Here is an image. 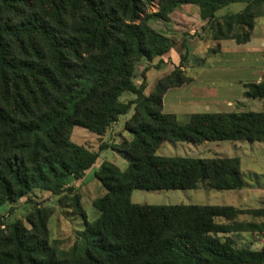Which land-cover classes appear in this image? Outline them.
I'll list each match as a JSON object with an SVG mask.
<instances>
[{"label": "trees", "instance_id": "16d2710c", "mask_svg": "<svg viewBox=\"0 0 264 264\" xmlns=\"http://www.w3.org/2000/svg\"><path fill=\"white\" fill-rule=\"evenodd\" d=\"M234 3L245 6L217 17ZM186 6L198 9L212 53L220 42L248 43L264 18V0H0V209L33 191L48 192L83 220L68 250L49 240V209L35 208L27 226L0 223V264H264V206L131 202L134 190L244 188L239 158L157 156L164 142H264V106L186 114L184 121L164 111L166 92L192 81L185 56L147 95V68L135 84L141 62L174 49L150 22L170 23ZM243 88L244 98L264 100V78ZM124 94L133 99L122 101ZM129 113L123 127L129 137L118 144L93 151L71 141L74 128L103 137ZM107 149L123 154L128 166L101 164L95 178L104 192L92 202L98 216L88 223L68 182L82 180Z\"/></svg>", "mask_w": 264, "mask_h": 264}, {"label": "rangeland", "instance_id": "374dc122", "mask_svg": "<svg viewBox=\"0 0 264 264\" xmlns=\"http://www.w3.org/2000/svg\"><path fill=\"white\" fill-rule=\"evenodd\" d=\"M243 3H234L217 12V17L238 13L244 8ZM183 8V7H182ZM155 9V8H154ZM181 10V9H179ZM177 10V11H179ZM172 16L171 23L150 22L156 30L170 36L174 44L175 57L185 56L184 69L189 77L196 78V82L181 89L168 92L164 111L179 116L184 121L186 114H201L223 112H259L264 106V100H253L241 96L243 91L240 84L250 83L257 80L261 74V59L258 61L254 54H246L257 51L260 46L258 37L263 36L260 29H264V18L258 19L255 26V40L247 45H236L233 42H221V50L216 53L210 52L215 44L211 42L202 30L203 23L199 18L198 9L186 8ZM258 41V43H257ZM177 65V63H176ZM244 65L248 67L244 69ZM176 66L171 62V56H166V61L153 63L141 62L136 70L134 82L138 86L142 81L141 72L147 68V88L145 95L150 91V86L162 74L172 71ZM262 67H264V62ZM206 73L217 76L215 81L205 78ZM219 76V77H218ZM264 78V73L262 74ZM133 99L130 94H124L122 101ZM232 103V108L228 107ZM179 103V104H178ZM208 107V109L206 108ZM132 113L120 117L118 122L106 133L99 137L81 128H74L71 141L97 151L101 144H118L121 137H129L124 132V123L131 118ZM160 157H190V158H239L243 181L256 188V191L246 199L238 196L239 192L216 191L200 188L186 191H148L134 190L131 194V202L139 205L153 206H176V205H199V206H233L236 208L253 209L264 206V142H219L209 143L199 147H192L184 143L164 142L156 152ZM103 162L111 163L120 170L126 169L128 161L126 157L111 149L100 152L94 166L79 181H69L68 186L74 189L75 194L81 197V203L85 212L86 221L93 222L98 212L92 207V202L103 195V188L95 178ZM35 208L49 209L51 215L48 219L49 240H57L64 250L70 249L74 244L77 232L83 230V220L75 216L67 208L65 202L60 203L59 198L48 192L33 191L28 198H22L14 204H7L0 209L1 228L6 224L21 221L27 226L26 217ZM245 220L246 217L240 218ZM246 241V240H245ZM250 245L249 241H246ZM254 242V241H253ZM261 241L252 243L253 249L261 247Z\"/></svg>", "mask_w": 264, "mask_h": 264}, {"label": "crops", "instance_id": "0c3cea01", "mask_svg": "<svg viewBox=\"0 0 264 264\" xmlns=\"http://www.w3.org/2000/svg\"><path fill=\"white\" fill-rule=\"evenodd\" d=\"M192 6H186V7H183V8H181V10H184V9H186V8H191ZM181 10H179V11H181ZM179 11H177V12H179ZM176 13V12H175ZM174 13V14H175ZM173 14V15H174ZM173 18V17H172ZM172 21V20H171ZM171 23V22H170ZM256 26V25H255ZM261 31V34H263V36H260V37H258V41L261 39V41H260V46H259V48H257V51H255L254 53L253 52H249V53H245V55L246 54H248V55H250V54H254L253 55V57L255 58V60L256 61H258V59H261L260 61H262L261 62V74H260V77L259 78H257V80L256 81H254L255 83H258V82H260L263 78H262V74L264 73V67H262V65H263V62H264V29H260ZM254 34H255V27H254V30H253V34H252V36H251V39H250V41L248 42V43H246V44H243V45H247V44H250L252 41H254L255 40V36H254ZM166 36H168L169 38H170V36L169 35H167V34H165ZM210 40V39H209ZM211 41V40H210ZM258 41H257V43H258ZM213 44H215V43H213ZM220 44V46H221V42L219 43ZM240 46V45H239ZM176 51L173 49V50H171L168 54H166L165 56H163L162 58H160V59H158V61L159 62H161V61H166V56H171V62L175 65V66H178L179 65V54H178V58L177 57H175V55H173V53H175ZM176 63H177V65H176ZM244 69L245 70H247L248 69V67L246 66V65H244ZM184 71H185V74H186V70L184 69ZM165 74V73H164ZM164 74H162L161 76H163ZM160 76V77H161ZM186 76H187V74H186ZM189 77V76H188ZM204 77L205 78H210L211 77V79L213 80V81H215V79L217 78V76H215V75H212L211 73L209 74V73H206L205 75H204ZM219 77V76H218ZM190 78H192V81L189 83V84H185V85H183V86H181V87H179V88H172V89H170V90H168L167 92H166V94L163 96V108H165V106H166V103H165V98H166V96H167V94H168V92H170L171 90H174V89H181V88H183L184 86H189V85H192V84H194L195 82H196V78H193V77H190ZM216 82V81H215ZM237 84H240V86H241V88H242V92H241V96L243 95V92L245 91V89L243 88V85L244 84H246V83H248V82H246V83H242V82H240V81H235ZM179 104V103H178ZM228 107L231 109L232 108V103L231 102H228ZM207 109H208V107H206ZM218 112H223V111H218ZM229 112H231V111H229ZM215 113H217V112H215ZM228 113V112H227ZM195 114V113H194ZM124 137V136H123ZM127 138V137H126ZM235 143V142H234ZM259 144H261V143H259ZM240 166H241V164H240ZM88 172V171H87ZM86 172V173H87ZM86 173H85V175H86ZM245 183V182H244ZM256 191V188L255 187H253L252 185H249V184H247V183H245V186H244V188L243 189H241V190H238V191H232V192H239L238 193V196H240V197H242L243 196V198L244 199H246V196L248 197V196H250V194H253L254 192ZM246 209V208H245ZM246 241H249V242H251L250 241V239H248L247 237H246Z\"/></svg>", "mask_w": 264, "mask_h": 264}]
</instances>
